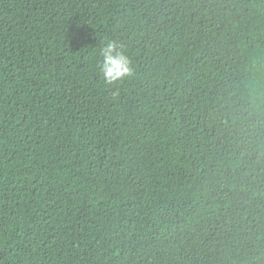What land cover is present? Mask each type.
Segmentation results:
<instances>
[{
  "label": "trees",
  "instance_id": "trees-1",
  "mask_svg": "<svg viewBox=\"0 0 264 264\" xmlns=\"http://www.w3.org/2000/svg\"><path fill=\"white\" fill-rule=\"evenodd\" d=\"M0 264H264V0H0Z\"/></svg>",
  "mask_w": 264,
  "mask_h": 264
},
{
  "label": "clouds",
  "instance_id": "clouds-1",
  "mask_svg": "<svg viewBox=\"0 0 264 264\" xmlns=\"http://www.w3.org/2000/svg\"><path fill=\"white\" fill-rule=\"evenodd\" d=\"M100 73L107 84H114L132 74L130 60L116 41L107 42L100 51Z\"/></svg>",
  "mask_w": 264,
  "mask_h": 264
}]
</instances>
